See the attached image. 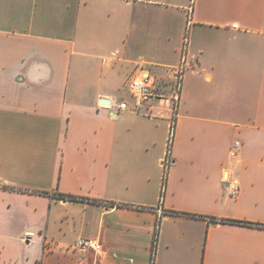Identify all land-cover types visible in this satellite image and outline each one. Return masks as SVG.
Returning a JSON list of instances; mask_svg holds the SVG:
<instances>
[{"label":"crops","instance_id":"0c3cea01","mask_svg":"<svg viewBox=\"0 0 264 264\" xmlns=\"http://www.w3.org/2000/svg\"><path fill=\"white\" fill-rule=\"evenodd\" d=\"M0 264H264V0H0Z\"/></svg>","mask_w":264,"mask_h":264},{"label":"built area","instance_id":"2783aa9c","mask_svg":"<svg viewBox=\"0 0 264 264\" xmlns=\"http://www.w3.org/2000/svg\"><path fill=\"white\" fill-rule=\"evenodd\" d=\"M132 1V0H129ZM234 28H238L237 24H234ZM187 51H188V39L186 38L182 49V61L177 68L176 73V86L179 89L181 86L182 74L186 67L187 61ZM128 88L135 98L139 106H145L147 102L154 96L155 86L154 80L148 75H137L132 77L128 81ZM241 143L240 141H235L230 149V158L232 160L238 159L240 155ZM232 170L227 173L224 181L228 185L229 195L236 198L240 194V179L237 173L234 171V166L231 167ZM75 247L82 250L93 249L95 251L101 252L102 245L96 240L90 238L80 237L75 242Z\"/></svg>","mask_w":264,"mask_h":264},{"label":"trees","instance_id":"16d2710c","mask_svg":"<svg viewBox=\"0 0 264 264\" xmlns=\"http://www.w3.org/2000/svg\"><path fill=\"white\" fill-rule=\"evenodd\" d=\"M175 124H176V119L174 118L173 119V124H172V134H171V137H170L168 152H171L172 151V144H173V138H174ZM166 176H167V174H166ZM166 176H165V179H164V185H163V189H162V199L164 198V193H165ZM68 197L70 199H76V197L75 196H72V195L71 196L68 195ZM169 213L170 214H176V215H188V216H191V217H202L200 215L186 213V212L170 211ZM211 219L214 220L215 222H225L226 221L225 219H219V218H211ZM237 222H241V221H237Z\"/></svg>","mask_w":264,"mask_h":264},{"label":"water","instance_id":"95a60500","mask_svg":"<svg viewBox=\"0 0 264 264\" xmlns=\"http://www.w3.org/2000/svg\"><path fill=\"white\" fill-rule=\"evenodd\" d=\"M110 100L104 99L103 103H109Z\"/></svg>","mask_w":264,"mask_h":264},{"label":"rangeland","instance_id":"374dc122","mask_svg":"<svg viewBox=\"0 0 264 264\" xmlns=\"http://www.w3.org/2000/svg\"><path fill=\"white\" fill-rule=\"evenodd\" d=\"M164 84H165V82H164ZM157 89H159V88L157 87ZM157 89H156V90H157ZM157 91H158V90H157Z\"/></svg>","mask_w":264,"mask_h":264}]
</instances>
